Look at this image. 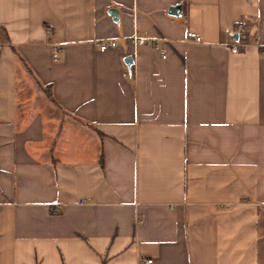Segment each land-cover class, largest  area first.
<instances>
[{
	"label": "crops",
	"instance_id": "1",
	"mask_svg": "<svg viewBox=\"0 0 264 264\" xmlns=\"http://www.w3.org/2000/svg\"><path fill=\"white\" fill-rule=\"evenodd\" d=\"M263 51L264 0H0V264H264Z\"/></svg>",
	"mask_w": 264,
	"mask_h": 264
},
{
	"label": "built area",
	"instance_id": "2",
	"mask_svg": "<svg viewBox=\"0 0 264 264\" xmlns=\"http://www.w3.org/2000/svg\"><path fill=\"white\" fill-rule=\"evenodd\" d=\"M235 28H236V32H237L238 36L244 34L245 30H244V24L243 23H241V22L236 23ZM187 38L192 40V41H195V42H201L200 36H198L192 32L187 33ZM147 40H149V39H146L144 37H137V36L132 37V41L138 42L141 44L145 43ZM97 45H98L100 51H104L107 47L115 46V41L113 39H106V40L98 42ZM248 45H253L256 47L261 46L258 43L251 44L248 42H238L237 41L231 45V51L233 53H236L239 51L240 47H245ZM261 56L264 58V51L261 53ZM162 57H165V55L163 54ZM152 262H153V259L151 257L150 258L147 257L145 259H140V264H152Z\"/></svg>",
	"mask_w": 264,
	"mask_h": 264
},
{
	"label": "water",
	"instance_id": "3",
	"mask_svg": "<svg viewBox=\"0 0 264 264\" xmlns=\"http://www.w3.org/2000/svg\"><path fill=\"white\" fill-rule=\"evenodd\" d=\"M179 9H180V8H179L178 6L172 7V8H171V13L175 15V14H176V13H175L176 10H179ZM111 12H112L113 15H115V14H114V9H112ZM125 61H126L127 63H128V62H129V63H132V58H131V57H127Z\"/></svg>",
	"mask_w": 264,
	"mask_h": 264
}]
</instances>
